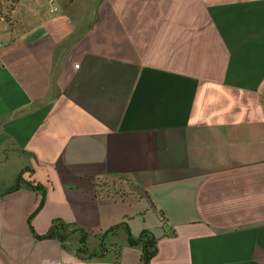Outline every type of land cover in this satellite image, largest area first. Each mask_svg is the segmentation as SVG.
Masks as SVG:
<instances>
[{
    "label": "crops",
    "instance_id": "1",
    "mask_svg": "<svg viewBox=\"0 0 264 264\" xmlns=\"http://www.w3.org/2000/svg\"><path fill=\"white\" fill-rule=\"evenodd\" d=\"M56 3L0 14V264H141L125 231L103 258L41 237L58 219L91 251L127 223L154 264H264V0Z\"/></svg>",
    "mask_w": 264,
    "mask_h": 264
},
{
    "label": "trees",
    "instance_id": "2",
    "mask_svg": "<svg viewBox=\"0 0 264 264\" xmlns=\"http://www.w3.org/2000/svg\"><path fill=\"white\" fill-rule=\"evenodd\" d=\"M8 3L7 12H3V7L0 4V14L7 20L10 21L11 12L14 9V5L17 3L18 0H5ZM1 2V1H0ZM30 184V183H29ZM31 189L39 192L40 185L39 184H30ZM44 205V196H42L41 202L36 210L38 212L42 206ZM121 231H125L127 233V243L130 246H139L141 248V264H154V258L158 253V240L159 238L157 235L151 230H144L138 238H135L131 232L130 227L127 223H121L116 226L111 227L108 229L102 236H100V249L91 251L88 247L87 239L88 233L87 230L83 227L78 226L74 223H67L62 220H55L50 227L49 231L44 235L41 236L43 238H50L58 240L63 248H68L67 241L72 238L73 236L79 237V246L77 248V253L81 258H103L104 251L107 249L104 238L110 234L112 237L120 236ZM113 248V245L111 246ZM117 256L120 255V248L118 247L115 250Z\"/></svg>",
    "mask_w": 264,
    "mask_h": 264
},
{
    "label": "water",
    "instance_id": "3",
    "mask_svg": "<svg viewBox=\"0 0 264 264\" xmlns=\"http://www.w3.org/2000/svg\"><path fill=\"white\" fill-rule=\"evenodd\" d=\"M122 180L125 181V180H126V177H125V176L122 177ZM126 184H127V187H128V189H129L130 191H132V192H134V193H137V194H139L140 196L144 197L146 200H148V202L150 203V205L155 209V205H154V203H153V200H152V198H151L149 192H148L145 188H143V187H141V186H139V185H136L135 183H133V182L130 181V180H127V181H126ZM167 230H168V229H167Z\"/></svg>",
    "mask_w": 264,
    "mask_h": 264
},
{
    "label": "built area",
    "instance_id": "4",
    "mask_svg": "<svg viewBox=\"0 0 264 264\" xmlns=\"http://www.w3.org/2000/svg\"><path fill=\"white\" fill-rule=\"evenodd\" d=\"M49 3H50V12L51 13H55L59 10V6L57 5L56 0H49Z\"/></svg>",
    "mask_w": 264,
    "mask_h": 264
},
{
    "label": "rangeland",
    "instance_id": "5",
    "mask_svg": "<svg viewBox=\"0 0 264 264\" xmlns=\"http://www.w3.org/2000/svg\"><path fill=\"white\" fill-rule=\"evenodd\" d=\"M0 1H1L0 4L3 7V12L6 13L7 12V8H8V3L5 0H0ZM138 2H140V1H138ZM21 10H24V5H23V7L21 6ZM149 219H150V217H149Z\"/></svg>",
    "mask_w": 264,
    "mask_h": 264
}]
</instances>
